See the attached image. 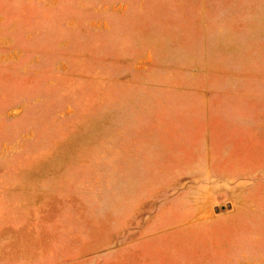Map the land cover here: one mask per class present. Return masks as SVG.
Wrapping results in <instances>:
<instances>
[{"label":"rangeland","instance_id":"rangeland-1","mask_svg":"<svg viewBox=\"0 0 264 264\" xmlns=\"http://www.w3.org/2000/svg\"><path fill=\"white\" fill-rule=\"evenodd\" d=\"M0 264H264V0H0Z\"/></svg>","mask_w":264,"mask_h":264}]
</instances>
